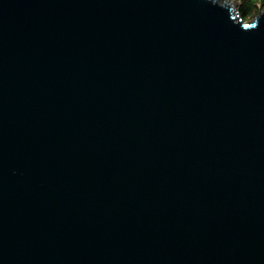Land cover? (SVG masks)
<instances>
[{"label": "water", "instance_id": "obj_1", "mask_svg": "<svg viewBox=\"0 0 264 264\" xmlns=\"http://www.w3.org/2000/svg\"><path fill=\"white\" fill-rule=\"evenodd\" d=\"M0 264H264V10L0 0Z\"/></svg>", "mask_w": 264, "mask_h": 264}, {"label": "trees", "instance_id": "obj_2", "mask_svg": "<svg viewBox=\"0 0 264 264\" xmlns=\"http://www.w3.org/2000/svg\"><path fill=\"white\" fill-rule=\"evenodd\" d=\"M237 3L239 14L244 21L251 20L256 13L264 9V0H233Z\"/></svg>", "mask_w": 264, "mask_h": 264}, {"label": "rangeland", "instance_id": "obj_3", "mask_svg": "<svg viewBox=\"0 0 264 264\" xmlns=\"http://www.w3.org/2000/svg\"><path fill=\"white\" fill-rule=\"evenodd\" d=\"M233 1V0H232ZM234 2V4H235V7H238L237 6V3L235 2V1H233ZM261 10H264V9H261ZM259 13V12H258ZM258 13H256V15L258 14Z\"/></svg>", "mask_w": 264, "mask_h": 264}]
</instances>
